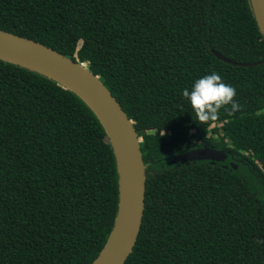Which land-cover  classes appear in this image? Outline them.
I'll list each match as a JSON object with an SVG mask.
<instances>
[{"label": "trees", "instance_id": "1", "mask_svg": "<svg viewBox=\"0 0 264 264\" xmlns=\"http://www.w3.org/2000/svg\"><path fill=\"white\" fill-rule=\"evenodd\" d=\"M0 29L86 64L140 135L144 211L124 264H264V38L249 0H0ZM212 71L240 110L202 123L181 90ZM200 147L228 156L168 159ZM116 206L93 111L0 60V264H91Z\"/></svg>", "mask_w": 264, "mask_h": 264}, {"label": "water", "instance_id": "2", "mask_svg": "<svg viewBox=\"0 0 264 264\" xmlns=\"http://www.w3.org/2000/svg\"><path fill=\"white\" fill-rule=\"evenodd\" d=\"M259 32L264 38V0H249ZM219 60L234 66H255L263 61L237 62L210 49ZM0 60L12 63L54 81L77 95L96 115L112 149L117 171V206L112 228L91 264H124L140 230L145 198V165L132 120L84 63H78L39 42L0 29ZM228 152L215 148H193L168 159L189 164L224 161ZM236 168L235 164H231Z\"/></svg>", "mask_w": 264, "mask_h": 264}, {"label": "clouds", "instance_id": "3", "mask_svg": "<svg viewBox=\"0 0 264 264\" xmlns=\"http://www.w3.org/2000/svg\"><path fill=\"white\" fill-rule=\"evenodd\" d=\"M181 95L202 123L218 119L221 109L228 115L240 110L234 99L236 89L215 71L195 78L189 87L181 90Z\"/></svg>", "mask_w": 264, "mask_h": 264}, {"label": "rangeland", "instance_id": "4", "mask_svg": "<svg viewBox=\"0 0 264 264\" xmlns=\"http://www.w3.org/2000/svg\"><path fill=\"white\" fill-rule=\"evenodd\" d=\"M138 136L140 137V135H138ZM189 137H190L191 140H196V138H195V132H192V131H191V132L189 133ZM197 138H199V137H197Z\"/></svg>", "mask_w": 264, "mask_h": 264}, {"label": "flooded vegetation", "instance_id": "5", "mask_svg": "<svg viewBox=\"0 0 264 264\" xmlns=\"http://www.w3.org/2000/svg\"><path fill=\"white\" fill-rule=\"evenodd\" d=\"M206 137H210V134H206Z\"/></svg>", "mask_w": 264, "mask_h": 264}]
</instances>
